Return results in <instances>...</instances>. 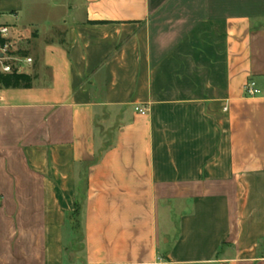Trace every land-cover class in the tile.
<instances>
[{
    "label": "crops",
    "instance_id": "obj_1",
    "mask_svg": "<svg viewBox=\"0 0 264 264\" xmlns=\"http://www.w3.org/2000/svg\"><path fill=\"white\" fill-rule=\"evenodd\" d=\"M0 23L34 58L0 88V264H264V0H0Z\"/></svg>",
    "mask_w": 264,
    "mask_h": 264
},
{
    "label": "built area",
    "instance_id": "obj_2",
    "mask_svg": "<svg viewBox=\"0 0 264 264\" xmlns=\"http://www.w3.org/2000/svg\"><path fill=\"white\" fill-rule=\"evenodd\" d=\"M9 34V26L0 23V70L5 73L26 72L27 68L33 65V58L18 53L19 48L10 40ZM245 93L248 96H256L261 93L255 80L250 79L246 84ZM136 110L141 114L147 113L146 108L140 106H137Z\"/></svg>",
    "mask_w": 264,
    "mask_h": 264
},
{
    "label": "trees",
    "instance_id": "obj_3",
    "mask_svg": "<svg viewBox=\"0 0 264 264\" xmlns=\"http://www.w3.org/2000/svg\"><path fill=\"white\" fill-rule=\"evenodd\" d=\"M18 53L25 55L21 52ZM32 83L33 77L26 72L14 71L5 73L0 70V88H29L32 86ZM77 212L73 226L78 230L80 227L79 210Z\"/></svg>",
    "mask_w": 264,
    "mask_h": 264
},
{
    "label": "rangeland",
    "instance_id": "obj_4",
    "mask_svg": "<svg viewBox=\"0 0 264 264\" xmlns=\"http://www.w3.org/2000/svg\"><path fill=\"white\" fill-rule=\"evenodd\" d=\"M33 58V57H32ZM33 64H34V58H33ZM77 249H80V247H81V238L80 237H78L77 239H76V244L74 245Z\"/></svg>",
    "mask_w": 264,
    "mask_h": 264
}]
</instances>
